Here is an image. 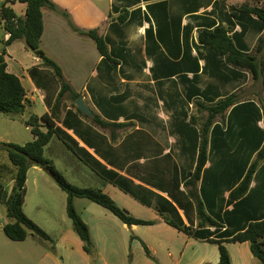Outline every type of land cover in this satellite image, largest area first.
Segmentation results:
<instances>
[{
  "label": "crops",
  "instance_id": "0c3cea01",
  "mask_svg": "<svg viewBox=\"0 0 264 264\" xmlns=\"http://www.w3.org/2000/svg\"><path fill=\"white\" fill-rule=\"evenodd\" d=\"M8 1L19 17L25 16L26 5L19 0H0V9ZM52 1L58 10L43 9L41 49L45 55L60 65L72 90L104 120L135 125L114 132L94 128L100 137L92 138L81 130L93 143L91 148L58 123L102 169L116 173L127 191L81 161L76 165L79 175L88 182L91 170L102 184L100 189L122 208L140 219L155 221V225L126 227L123 223V227H114L106 215L87 220L82 214L98 249L96 262L84 251L79 236L68 231L56 241L52 239L61 256L48 251L36 264H218L219 247L207 237L227 240L250 222L264 218V163L248 194L238 202L230 201L231 191L264 144V84L250 72L228 65L224 57L199 41V34L226 27L239 50L253 52L264 26L251 14L233 17V7H263L264 0ZM61 11L70 14L79 29L97 30L111 59L99 53L94 40L76 32ZM125 12L128 18L121 21ZM9 37L0 23V54ZM6 49L8 71L21 79L27 96L23 115L0 114V142L25 145L34 139L31 128L26 126L28 135L14 131L16 120L27 121L33 114L41 117L50 112L47 102L55 103L60 84L24 40ZM232 94H237L240 102L212 127L209 158L199 182L207 212L223 227L197 228L194 212L196 235L189 236L168 225L155 206L164 208L165 200L172 202L190 225L167 191L178 197V184L180 191L187 193L184 184L197 166L200 133L191 123L194 105L196 101L213 104ZM66 99H71V94L67 93ZM38 103L44 112L37 111ZM63 105L64 118L66 111L73 109ZM6 130L11 131L5 134ZM133 192L152 205L141 203ZM144 245L154 259L146 254ZM225 245L232 264H260L248 242Z\"/></svg>",
  "mask_w": 264,
  "mask_h": 264
},
{
  "label": "trees",
  "instance_id": "16d2710c",
  "mask_svg": "<svg viewBox=\"0 0 264 264\" xmlns=\"http://www.w3.org/2000/svg\"><path fill=\"white\" fill-rule=\"evenodd\" d=\"M9 2L4 3L0 9V23L4 25L6 33L10 35L0 54V114L16 117L23 115L26 109V89L21 79L8 71L6 62V48L18 40H24L27 48L42 60V66L53 72L60 84V92L53 105L47 102L50 112L43 114L41 117L33 114L26 121L25 124L31 128L34 137L32 141L27 142L25 145L15 143L2 144L7 152L12 168L8 169L5 165L0 164V178L3 177L4 173L10 172L11 180L14 182L10 191L5 189L3 185H0V200L6 207L7 217L10 220L4 226L3 231L9 239L16 242L27 240L29 234L37 235L45 241L53 242L51 236L24 212L28 172L32 167H41L58 184L61 190L67 194V214L72 221L73 230L83 242L84 251L95 263L98 257V249L93 240L90 226L76 210V199H88L98 204L110 211L129 227L153 226L155 225V221L133 216L100 188H81L71 184L54 162L45 157V148L54 138H57L74 153L79 161L87 165L93 172L108 182L124 189L125 187L122 185L121 180H117L118 176L116 173L107 171L104 168L102 169V165L92 155L80 148L78 142L60 127L58 123H62L69 130H73L74 134L91 148H94L93 143L86 138L81 130L85 129L89 133L90 138H92V135L100 137V134L94 128L114 132L130 126L134 127L135 125L132 123L117 124L108 122L90 106L94 115L93 117H89L76 107L75 101L82 97L81 94L75 93L72 90L71 86L65 81L60 65L46 56L41 49V40L44 33L43 9L58 10L57 5L52 0H19V2L26 5L24 17H19ZM61 12L69 20L76 32L94 40L99 53L103 57L111 59L109 47L97 30H81L73 24L70 14L66 11ZM125 13L126 15L124 14L120 17L121 21H125L128 18V13ZM238 13L251 14L257 17L264 26V6L251 7L243 5L241 7H233L232 16L235 17ZM199 41L224 57L228 65L241 71L250 72L254 80H262L264 84V33L257 40L254 51L251 53H245L237 48L226 27H218L213 31L204 30L200 32ZM67 93L71 94V100L73 101L71 108L74 111L71 109L67 110L63 118L62 113L65 108L63 100ZM239 102V96L232 94L213 104L208 105L196 101L194 105L195 111L191 115V123L199 128L200 133L197 166L194 171L190 172L189 179L184 184L187 193L180 191V185L178 184L176 186L178 197L175 195V192L173 193L171 190L167 191L173 202L184 211L190 225L185 224L177 207L172 202L165 200L164 208L161 207V204L155 206V209L168 225L189 236L196 235V232L192 228L195 225V221L191 213L194 214V212L196 213L197 228L219 229L223 227L220 221L207 212V207L200 194L199 182L209 158L211 129L218 119L222 120L226 112L238 105ZM262 111L264 120V105L262 106ZM111 137L113 141H116V137ZM262 163H264V144L253 159L242 181L231 191V202H238L248 194L253 178ZM132 194L141 203L147 206L152 205L147 199L142 198L137 193L133 192ZM179 197L181 198L179 199ZM207 239L210 243L216 244L219 247L220 261L218 264H232V257L225 243L245 242L250 244L251 252L260 261V264H264V218L250 222L246 229L227 240H212L209 237ZM144 247L146 254L153 258L148 247L146 245ZM52 248L55 250V246Z\"/></svg>",
  "mask_w": 264,
  "mask_h": 264
},
{
  "label": "rangeland",
  "instance_id": "374dc122",
  "mask_svg": "<svg viewBox=\"0 0 264 264\" xmlns=\"http://www.w3.org/2000/svg\"><path fill=\"white\" fill-rule=\"evenodd\" d=\"M63 102L66 106L73 105L71 99L63 100ZM43 109V105L38 103L37 111L42 113L44 112ZM26 117L28 118V115ZM25 123L26 121L16 120L14 131L25 132V135H28ZM10 131L6 130L5 134H9ZM4 143L6 142H0V164L11 169L7 152L2 145ZM45 157L54 162L71 184L81 188H102L101 182L96 180L97 176L91 170H89L90 174H92L89 177L90 181L85 182L82 180L78 167H76L80 163L79 160L57 138H54L45 148ZM11 178L10 172L4 173L3 177L0 178V185H3L9 191L14 185ZM26 189L25 214L47 232L54 241L62 234L74 231L72 221L67 214V194L61 190L58 184L41 167H32L29 170ZM75 201L77 202V205H75L77 212L81 216L84 214L87 220L94 216L106 215L115 223L116 226L113 225L114 227H123V223L114 214L98 204L88 199H76ZM134 216L136 217V215ZM9 222L6 207L0 200V264H36L48 251L57 257L61 256L58 247L54 245V241L52 243L45 241L37 235L29 234L27 240L23 242L9 239L3 231L4 226ZM126 227L129 226L126 225ZM53 246H55V250H53ZM62 248L64 247L62 246ZM67 250L66 248L63 249L65 254H68Z\"/></svg>",
  "mask_w": 264,
  "mask_h": 264
},
{
  "label": "water",
  "instance_id": "95a60500",
  "mask_svg": "<svg viewBox=\"0 0 264 264\" xmlns=\"http://www.w3.org/2000/svg\"><path fill=\"white\" fill-rule=\"evenodd\" d=\"M76 107L85 115L89 117H93L94 112L89 107V105L86 103L84 97H80L75 101Z\"/></svg>",
  "mask_w": 264,
  "mask_h": 264
}]
</instances>
